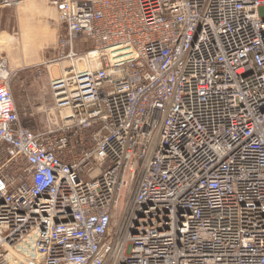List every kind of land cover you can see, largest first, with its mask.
I'll return each mask as SVG.
<instances>
[{
	"label": "built area",
	"instance_id": "1",
	"mask_svg": "<svg viewBox=\"0 0 264 264\" xmlns=\"http://www.w3.org/2000/svg\"><path fill=\"white\" fill-rule=\"evenodd\" d=\"M52 5L48 130L0 55V264H264V0Z\"/></svg>",
	"mask_w": 264,
	"mask_h": 264
},
{
	"label": "rangeland",
	"instance_id": "2",
	"mask_svg": "<svg viewBox=\"0 0 264 264\" xmlns=\"http://www.w3.org/2000/svg\"><path fill=\"white\" fill-rule=\"evenodd\" d=\"M65 36L52 0H24L17 7L0 8V55L13 73L11 93L20 124L33 133L51 127L49 80L70 62L64 57L50 65L45 62L66 55ZM73 49L83 52L88 45L75 42ZM76 139L74 146L79 144Z\"/></svg>",
	"mask_w": 264,
	"mask_h": 264
},
{
	"label": "crops",
	"instance_id": "3",
	"mask_svg": "<svg viewBox=\"0 0 264 264\" xmlns=\"http://www.w3.org/2000/svg\"><path fill=\"white\" fill-rule=\"evenodd\" d=\"M79 43H81V42H79ZM81 44H83V43H81ZM63 57L64 56H62L60 59H56V60H53V61H50V62H45V63H47V65H50L51 63H55V62H57V61H61L62 59H63ZM67 66H62V71L66 68Z\"/></svg>",
	"mask_w": 264,
	"mask_h": 264
}]
</instances>
